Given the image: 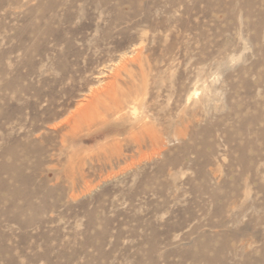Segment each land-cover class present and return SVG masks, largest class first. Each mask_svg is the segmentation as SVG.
<instances>
[{
	"label": "rangeland",
	"instance_id": "obj_1",
	"mask_svg": "<svg viewBox=\"0 0 264 264\" xmlns=\"http://www.w3.org/2000/svg\"><path fill=\"white\" fill-rule=\"evenodd\" d=\"M263 25L264 0H0V264H264ZM114 81L140 120L91 97Z\"/></svg>",
	"mask_w": 264,
	"mask_h": 264
},
{
	"label": "bare ground",
	"instance_id": "obj_2",
	"mask_svg": "<svg viewBox=\"0 0 264 264\" xmlns=\"http://www.w3.org/2000/svg\"><path fill=\"white\" fill-rule=\"evenodd\" d=\"M66 2V1H65ZM112 4V3H111ZM114 6V5H113ZM113 8V7H112ZM74 9V8H73ZM65 10V9H64ZM262 14V13H261ZM105 17V16H104ZM147 19V17H146ZM135 21V20H134ZM143 21V20H141ZM261 21V20H260ZM259 21V22H260ZM261 23V22H260ZM264 26V25H263ZM137 47V46H136ZM143 50V49H142ZM125 54V53H124ZM138 55V54H137ZM123 56V55H122ZM129 56V55H128ZM116 62V61H115ZM106 68V67H104ZM115 71V70H114ZM117 72V71H115ZM128 74V73H127ZM105 76V75H104ZM111 79V78H110ZM105 86V87H104ZM111 86H116V82H111V83H108V84H104L103 87H98L97 89H92L91 90V97L92 98H96L97 100H100L102 99L104 96L106 95H109V94H113L114 90L111 89ZM93 88V87H92ZM113 90V91H112ZM50 91V90H49ZM47 92V91H46ZM108 93V94H107ZM196 93V92H195ZM115 94V93H114ZM113 94V95H114ZM51 96V95H50ZM136 96V95H135ZM55 97V96H54ZM117 95H114L113 96V101L112 103L108 104V113H112V114H120L121 116L123 115H131L133 116L134 118V121H137V120H140L141 117L136 113L137 112V105H139V100L138 98L134 97L135 99H133L134 101L130 104V103H126V104H123L124 101H120L118 99ZM109 98V97H108ZM104 100V99H103ZM86 101L87 102H82L80 103V107L76 108V110L68 117V119L66 120L65 122V125H70L71 122L77 118V116L81 115V114H86L87 112H89L90 110V107L93 105H96L94 104L93 100H87L86 98ZM55 104V103H54ZM106 104V103H104ZM132 105V106H130ZM55 106V105H54ZM61 106V105H60ZM97 106V105H96ZM74 110V109H72ZM64 113V112H62ZM111 115V114H110ZM97 118V117H96ZM95 118V119H96ZM105 118V117H103ZM103 118H100V119H103ZM50 119V118H49ZM93 119V118H92ZM109 119V118H108ZM89 120V119H88ZM93 122V121H92ZM94 124V123H93ZM61 126V125H60ZM88 126V125H87ZM89 126H92V124H89ZM141 126V125H140ZM63 127V126H62ZM73 127V126H72ZM76 127V126H75ZM152 127V126H151ZM85 128V127H84ZM142 128V127H141ZM77 129V128H76ZM146 130V129H145ZM63 131V130H62ZM71 131V130H70ZM63 135V134H62ZM81 135V133L77 132V131H73L71 133H65L63 137V142H69L71 140H75L77 137H79ZM124 135V134H123ZM148 135V134H147ZM160 136V135H159ZM110 137V136H109ZM116 140V139H115ZM61 141V139H60ZM110 142V141H109ZM136 142L137 143H140L138 139H136ZM63 145V144H62ZM114 145V144H113ZM61 149V148H60ZM74 168V167H73ZM72 183V182H71Z\"/></svg>",
	"mask_w": 264,
	"mask_h": 264
}]
</instances>
